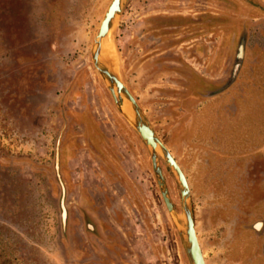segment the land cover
<instances>
[{"label":"rangeland","instance_id":"374dc122","mask_svg":"<svg viewBox=\"0 0 264 264\" xmlns=\"http://www.w3.org/2000/svg\"><path fill=\"white\" fill-rule=\"evenodd\" d=\"M110 1L0 0V264H191L91 59ZM106 57L187 179L206 263L264 264V0H129Z\"/></svg>","mask_w":264,"mask_h":264},{"label":"water","instance_id":"95a60500","mask_svg":"<svg viewBox=\"0 0 264 264\" xmlns=\"http://www.w3.org/2000/svg\"><path fill=\"white\" fill-rule=\"evenodd\" d=\"M128 1L129 0H111L106 7L102 20L99 24L98 33L95 35L92 42L91 59L95 69L112 94L117 107L142 137L148 147L153 171L156 176L162 198L168 212L178 227L183 245L191 264H207L196 232L193 211L190 202V188L187 179L168 147L164 144V142H162V140L154 131L137 100L128 90L122 78L118 75L113 65L106 57L105 47L110 32L112 31L117 18L123 12ZM242 48L243 47L241 46L240 53L242 52ZM159 157H161L172 169L178 181L181 192V214L177 213L171 201L160 166ZM56 171L57 176L60 179L58 148L56 153ZM64 199L65 188L62 184L61 208L63 224H65L67 217Z\"/></svg>","mask_w":264,"mask_h":264},{"label":"crops","instance_id":"0c3cea01","mask_svg":"<svg viewBox=\"0 0 264 264\" xmlns=\"http://www.w3.org/2000/svg\"><path fill=\"white\" fill-rule=\"evenodd\" d=\"M262 249H263V252H264V241H263V244H262Z\"/></svg>","mask_w":264,"mask_h":264},{"label":"bare ground","instance_id":"6f19581e","mask_svg":"<svg viewBox=\"0 0 264 264\" xmlns=\"http://www.w3.org/2000/svg\"><path fill=\"white\" fill-rule=\"evenodd\" d=\"M105 51H106V47H105Z\"/></svg>","mask_w":264,"mask_h":264}]
</instances>
